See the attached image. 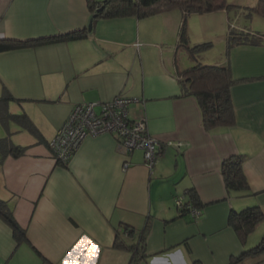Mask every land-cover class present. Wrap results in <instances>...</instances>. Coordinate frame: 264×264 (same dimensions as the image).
Masks as SVG:
<instances>
[{
	"label": "crops",
	"instance_id": "1",
	"mask_svg": "<svg viewBox=\"0 0 264 264\" xmlns=\"http://www.w3.org/2000/svg\"><path fill=\"white\" fill-rule=\"evenodd\" d=\"M182 17L178 8L92 17L88 0H0V39L85 30L0 51V93L7 89L15 97L8 108L15 104L36 129L5 127L24 150L0 161V199L25 237L17 240L0 217V264H130L132 250L114 246L125 227L133 231L130 243L144 231L147 257L140 264H227L250 247L247 240L264 235V216L245 244L228 225L231 208L259 205L264 213V42L228 47L236 26L224 15L223 34L210 38L218 50L208 36L193 40L185 28L179 56ZM192 43L209 45L191 52ZM196 62L229 67L233 125L205 129L196 97L183 93L177 73ZM116 95L137 97L129 116L143 117L161 141L182 145L163 147L149 168L141 149L124 154L114 135L102 133L85 137L66 163L58 162L48 142L71 107ZM233 154L245 157L249 190H226L220 167ZM191 188L201 203L195 217L180 215L175 204L189 199ZM236 264H264V253Z\"/></svg>",
	"mask_w": 264,
	"mask_h": 264
},
{
	"label": "trees",
	"instance_id": "2",
	"mask_svg": "<svg viewBox=\"0 0 264 264\" xmlns=\"http://www.w3.org/2000/svg\"><path fill=\"white\" fill-rule=\"evenodd\" d=\"M104 3L102 9L98 10L96 16H121L133 14L138 17L152 15L158 12L167 11L172 8H178L182 11L179 40L181 44L187 46V36L185 32L186 15L192 12H211L220 8H227L225 0H88V7L92 15L96 9ZM264 16V0H259L255 7H249ZM85 30H76L64 34H56L46 37L17 39L3 38L0 39V51L19 47L33 46L37 44L49 43L63 40L65 38H77L84 34ZM264 42V33L236 30L231 28L227 34V45L250 43L259 44ZM209 43L196 44L189 47L191 52L203 49ZM178 81L184 94H191L196 97L202 115V125L205 129L210 130L215 126H230L235 123V112L230 95V87L235 82L231 76L230 69L227 65H212L196 62L177 73ZM15 97L4 89L0 95V119L7 123L9 118L15 119L21 123L22 127L30 132H35V127L30 122L25 113H12L6 107V102L13 100ZM24 147L13 144L4 136L0 137V161L8 154L19 156L23 153ZM242 154H233L224 158L221 162V174L227 192L245 191L250 189L249 182L243 171L242 164L244 161ZM190 189V198L181 207H177L180 215L191 214L192 217L198 214L193 213V209H199L200 201L197 199L195 192ZM263 210L259 205L247 206L241 210L230 209L228 214V225L238 235L242 244H245L248 234L262 220ZM0 217L10 226L13 235L17 240L25 237L24 229L15 220L11 209L6 201L0 199ZM124 234V236H123ZM133 236V231L127 227L116 233L114 246L122 249L132 250V259L130 264H140L146 260L147 255L144 253V231L136 234V242L130 243L128 237ZM264 253V235L259 241L248 248H245L239 255L232 256L227 264H236L245 257L255 256Z\"/></svg>",
	"mask_w": 264,
	"mask_h": 264
},
{
	"label": "built area",
	"instance_id": "3",
	"mask_svg": "<svg viewBox=\"0 0 264 264\" xmlns=\"http://www.w3.org/2000/svg\"><path fill=\"white\" fill-rule=\"evenodd\" d=\"M137 100V97L116 95L110 100L75 103L48 142L54 158L66 163L85 137L110 133L115 136L122 153L141 149L145 163L151 168L163 147H180L182 142L161 141L149 132L143 117L129 116V105ZM126 164L124 162V166ZM175 204L177 207L183 205L181 197L175 199ZM198 211L193 209V213L198 214Z\"/></svg>",
	"mask_w": 264,
	"mask_h": 264
},
{
	"label": "rangeland",
	"instance_id": "4",
	"mask_svg": "<svg viewBox=\"0 0 264 264\" xmlns=\"http://www.w3.org/2000/svg\"><path fill=\"white\" fill-rule=\"evenodd\" d=\"M225 1L226 4H228L226 12L225 10L224 11L215 10L203 14L195 12V14L187 15L186 23H185V28H187L188 30L187 36H191L193 40H198L199 37L201 36H205V37L208 36L207 42H209L211 46H215L214 48L218 50L219 46L212 44L210 38L219 37L220 35L223 34L225 30L224 29L225 25L223 20L224 15L228 16L229 21H233L234 25L236 26L234 29L236 30L247 28V29L255 30L260 33H264V16H262L260 13L256 12L255 10H250L249 8V7H255L259 0H225ZM204 28L206 29L203 30ZM215 49H213L210 52L209 50H207L206 53L209 52L212 54L214 53ZM182 51L185 52V49L183 47V44L180 43V47L178 49L179 56ZM181 59L183 61H187V59L184 57H181ZM1 94L2 93H0V95ZM9 103L10 100L6 102L7 108L9 107ZM14 108H15V104L11 103L10 109L8 108L9 112L21 113L18 111H14ZM7 124L12 126H17L18 128L22 126L21 123L15 121V119L12 118H9L7 123L2 122L0 119V137L9 135L7 134L5 129ZM13 134H18V132L15 131L13 132ZM258 241L259 239H255V241H253L251 245H248L249 244L248 242H250V240H247V247L255 245Z\"/></svg>",
	"mask_w": 264,
	"mask_h": 264
},
{
	"label": "water",
	"instance_id": "5",
	"mask_svg": "<svg viewBox=\"0 0 264 264\" xmlns=\"http://www.w3.org/2000/svg\"><path fill=\"white\" fill-rule=\"evenodd\" d=\"M103 6H104V3H102V4L100 5V7H98V8L96 9V12H95V13L92 15V17L96 16V15H97V12H98V10L102 9V8H103Z\"/></svg>",
	"mask_w": 264,
	"mask_h": 264
},
{
	"label": "snow or ice",
	"instance_id": "6",
	"mask_svg": "<svg viewBox=\"0 0 264 264\" xmlns=\"http://www.w3.org/2000/svg\"><path fill=\"white\" fill-rule=\"evenodd\" d=\"M69 255H71V253H69Z\"/></svg>",
	"mask_w": 264,
	"mask_h": 264
}]
</instances>
